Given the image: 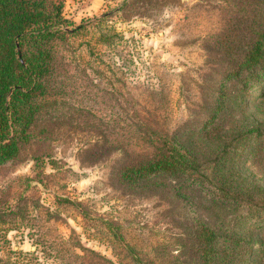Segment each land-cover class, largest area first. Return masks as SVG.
<instances>
[{
	"label": "rangeland",
	"instance_id": "374dc122",
	"mask_svg": "<svg viewBox=\"0 0 264 264\" xmlns=\"http://www.w3.org/2000/svg\"><path fill=\"white\" fill-rule=\"evenodd\" d=\"M63 13L90 21L54 42L48 101L29 141L0 163V264H10L6 247L26 252L18 264H193L197 221L240 229L239 214L264 203V134L235 199L218 189L212 155L146 186L119 170L172 142L201 150L204 127L241 117L260 74L232 70L264 30V0H64Z\"/></svg>",
	"mask_w": 264,
	"mask_h": 264
},
{
	"label": "trees",
	"instance_id": "16d2710c",
	"mask_svg": "<svg viewBox=\"0 0 264 264\" xmlns=\"http://www.w3.org/2000/svg\"><path fill=\"white\" fill-rule=\"evenodd\" d=\"M63 8L64 0H0V163L14 158L22 142L29 141L35 114L48 101L49 82L55 78L58 69L54 42L75 35L90 21L87 19L75 25L64 16ZM104 17L105 14L99 19ZM240 67L257 69L260 75L238 102L242 112L237 121L224 127H204L205 140H202L201 150L194 140L189 145L172 142L168 151L162 147L154 148L152 155L123 166L119 170L121 180L129 186H146L162 174L196 172L202 163L200 156L208 158L212 155L210 164L220 176L217 177L218 189L223 190L224 195L229 191V197L235 199L237 196L233 193L247 183L240 170L241 164L245 158L251 160L255 156L264 134L263 29L258 30L246 58L237 63L232 72ZM246 99L253 102L251 113L245 111L243 102ZM221 109L223 105L219 98L214 113ZM252 136L256 138L250 144ZM212 141L219 145L210 147ZM176 192L179 193L178 188ZM249 206L256 214L253 218L247 214L248 210L239 214L243 224L240 229H215L197 221L192 235V244H195L193 264H264V239L259 234L264 229V203ZM0 239L5 240L2 233ZM5 251L8 260L11 258L10 264H18L16 261L26 255V252L9 247Z\"/></svg>",
	"mask_w": 264,
	"mask_h": 264
},
{
	"label": "crops",
	"instance_id": "0c3cea01",
	"mask_svg": "<svg viewBox=\"0 0 264 264\" xmlns=\"http://www.w3.org/2000/svg\"><path fill=\"white\" fill-rule=\"evenodd\" d=\"M96 1H99L100 2L101 0H96Z\"/></svg>",
	"mask_w": 264,
	"mask_h": 264
}]
</instances>
